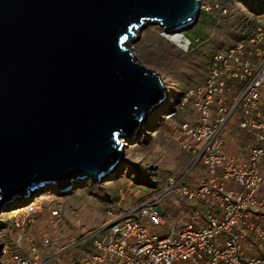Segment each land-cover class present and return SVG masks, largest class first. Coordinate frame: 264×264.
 I'll use <instances>...</instances> for the list:
<instances>
[{
    "label": "water",
    "instance_id": "1",
    "mask_svg": "<svg viewBox=\"0 0 264 264\" xmlns=\"http://www.w3.org/2000/svg\"><path fill=\"white\" fill-rule=\"evenodd\" d=\"M199 11V0H0V212L115 168L167 96L128 42L148 23L191 27Z\"/></svg>",
    "mask_w": 264,
    "mask_h": 264
},
{
    "label": "built area",
    "instance_id": "2",
    "mask_svg": "<svg viewBox=\"0 0 264 264\" xmlns=\"http://www.w3.org/2000/svg\"><path fill=\"white\" fill-rule=\"evenodd\" d=\"M183 95L194 112L179 123L184 167L106 221L86 256L63 264H264V17L214 51L203 81ZM230 119L248 139L245 152L231 147ZM194 171L195 182L185 184ZM167 195L173 200L164 207ZM14 210L16 241L27 242L28 251L4 248L0 264H60L22 231L39 202L32 197ZM51 216L60 221L57 210ZM42 244L54 240L44 236Z\"/></svg>",
    "mask_w": 264,
    "mask_h": 264
},
{
    "label": "rangeland",
    "instance_id": "3",
    "mask_svg": "<svg viewBox=\"0 0 264 264\" xmlns=\"http://www.w3.org/2000/svg\"><path fill=\"white\" fill-rule=\"evenodd\" d=\"M199 1V15L191 27L167 33L159 24L148 23L128 42L136 60L161 78L167 96L152 111L145 128L124 144L113 174L97 182L75 180L67 191L58 187L51 190L54 184H47L31 193L41 210L22 231L33 236L39 251L52 254L60 264L86 256L92 249L91 236L106 221L123 214L150 189L162 186L168 173L184 167L187 154L179 148V123L194 113L189 102L181 103L184 92L203 81L214 51L231 46L254 19L264 17V0ZM226 127L234 141L232 148L247 151L248 139L236 129L234 120L230 119ZM174 175L178 179L181 174ZM197 176L194 171L183 182H195ZM172 200L173 196L167 195L161 205L165 207ZM9 206L0 212V260L4 248L28 251L27 242L16 241L21 231L11 215L13 204ZM54 209L60 214L57 224L51 216ZM44 236H51L54 245L45 247Z\"/></svg>",
    "mask_w": 264,
    "mask_h": 264
},
{
    "label": "bare ground",
    "instance_id": "4",
    "mask_svg": "<svg viewBox=\"0 0 264 264\" xmlns=\"http://www.w3.org/2000/svg\"><path fill=\"white\" fill-rule=\"evenodd\" d=\"M186 28H188V27H186ZM135 38H136V35L134 36V39H135ZM131 41H133V40H131ZM129 42H130V41H129ZM165 100H166V98L163 100V102H164ZM124 139H125V140H124ZM124 139H123V144H126V145H127L130 141H132V138H124ZM123 146H124V145H123ZM118 165H119V163L116 164V166H118ZM116 166H115V168H116ZM115 168H114V169H115ZM114 169H113V170H114ZM113 170H112V171H113ZM112 171L109 172V173L106 175V177H107L109 174H113ZM90 181H92V180H90ZM52 184H54V185H51V186H50V189H51V190L57 189V184H56V183H52ZM69 187H70V186H69ZM28 197L31 198V197H32L31 194H30V195H26V196H24V198H23V197H22V198H19L17 201L22 202V200H29L30 198L27 199ZM18 204H19V206H20L21 203H18ZM14 208H16V206H13V207H12L13 210H11V211H15Z\"/></svg>",
    "mask_w": 264,
    "mask_h": 264
},
{
    "label": "trees",
    "instance_id": "5",
    "mask_svg": "<svg viewBox=\"0 0 264 264\" xmlns=\"http://www.w3.org/2000/svg\"><path fill=\"white\" fill-rule=\"evenodd\" d=\"M27 199H29V198H27ZM27 200H22V202H19V201H15V202H13L12 204H13V206H19V204L18 203H21L20 205H22L24 202H26ZM9 205H11V204H9ZM8 205V206H9ZM8 208H10V206L8 207Z\"/></svg>",
    "mask_w": 264,
    "mask_h": 264
},
{
    "label": "crops",
    "instance_id": "6",
    "mask_svg": "<svg viewBox=\"0 0 264 264\" xmlns=\"http://www.w3.org/2000/svg\"><path fill=\"white\" fill-rule=\"evenodd\" d=\"M232 141H233V139H232ZM234 142V141H233ZM233 144V143H232ZM232 147V146H231ZM235 150H236V148H235ZM238 151V150H237Z\"/></svg>",
    "mask_w": 264,
    "mask_h": 264
}]
</instances>
